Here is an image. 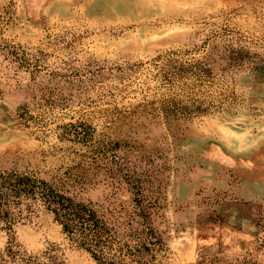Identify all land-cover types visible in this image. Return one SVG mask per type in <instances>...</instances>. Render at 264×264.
<instances>
[{
	"label": "rangeland",
	"instance_id": "374dc122",
	"mask_svg": "<svg viewBox=\"0 0 264 264\" xmlns=\"http://www.w3.org/2000/svg\"><path fill=\"white\" fill-rule=\"evenodd\" d=\"M170 57L208 80L171 89ZM193 92L201 112L159 109ZM0 169L111 218L153 203L157 264H264V0H0ZM8 240L97 264L39 207Z\"/></svg>",
	"mask_w": 264,
	"mask_h": 264
},
{
	"label": "trees",
	"instance_id": "16d2710c",
	"mask_svg": "<svg viewBox=\"0 0 264 264\" xmlns=\"http://www.w3.org/2000/svg\"><path fill=\"white\" fill-rule=\"evenodd\" d=\"M159 72L163 83L171 89H192L194 83L203 84L209 77L201 62L175 57H170ZM189 96L187 101L164 99L159 109L166 116L201 112L202 100L194 97V92ZM134 204L138 211L126 219L107 217L94 202L77 201L33 174L0 169V229L11 230L39 207L52 215L70 243L87 252L97 264L158 263L166 244L147 212L153 203L138 198ZM0 263L58 264L52 255H33L15 240H8L0 250Z\"/></svg>",
	"mask_w": 264,
	"mask_h": 264
}]
</instances>
